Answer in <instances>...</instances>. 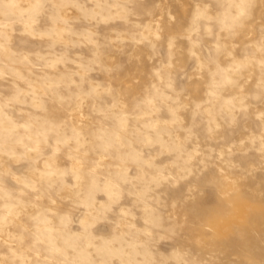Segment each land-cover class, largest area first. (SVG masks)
I'll use <instances>...</instances> for the list:
<instances>
[{
  "label": "rangeland",
  "instance_id": "374dc122",
  "mask_svg": "<svg viewBox=\"0 0 264 264\" xmlns=\"http://www.w3.org/2000/svg\"><path fill=\"white\" fill-rule=\"evenodd\" d=\"M0 264H264V0H0Z\"/></svg>",
  "mask_w": 264,
  "mask_h": 264
},
{
  "label": "clouds",
  "instance_id": "9594fccd",
  "mask_svg": "<svg viewBox=\"0 0 264 264\" xmlns=\"http://www.w3.org/2000/svg\"><path fill=\"white\" fill-rule=\"evenodd\" d=\"M163 239H165V237L161 236V237H160V240H163Z\"/></svg>",
  "mask_w": 264,
  "mask_h": 264
}]
</instances>
